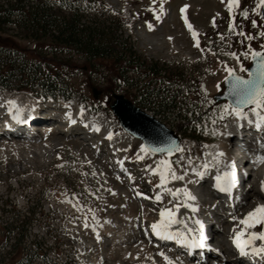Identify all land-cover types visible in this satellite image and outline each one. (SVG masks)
<instances>
[{
  "label": "rangeland",
  "instance_id": "rangeland-1",
  "mask_svg": "<svg viewBox=\"0 0 264 264\" xmlns=\"http://www.w3.org/2000/svg\"><path fill=\"white\" fill-rule=\"evenodd\" d=\"M78 1L82 5L91 2L88 13L90 19H107L113 22L109 17H116L120 21L118 33L130 37L141 55L160 63L167 62L174 71L183 69L186 77L190 79L186 88H171L166 92L177 96L182 92L178 101L187 99L186 105L190 111L199 113L202 123L197 126V141L187 137L176 120L146 109L181 137L182 151L171 155L149 153L143 160L146 165L138 176L142 177L143 183L140 186L145 187L147 193H157L160 189L159 175L149 171V166L154 167L161 159H166L172 162L177 175H184L181 188L186 187L194 193L193 191L202 189L205 185L201 202L196 201L199 215L202 217V212L213 217L224 214L217 230V241L220 243L231 229L230 223L224 221L225 215L231 209L230 205L223 204L220 198L212 196L206 177L197 176L191 169L207 162L210 154L207 147L215 142L228 144L225 151L231 159L227 139L231 136L228 135L230 132L227 126L234 121V117L226 116L223 120L218 118L220 107L230 102L215 101L214 95L224 90V79L228 76L225 66L234 69L238 74L248 76L247 71H240V66L247 69L251 63L252 51L264 52V37L259 35L264 32V18L260 15L261 8L253 11L258 0H240L239 7L234 8L231 15L227 0H163V12L160 11L159 0L156 3L152 0ZM185 5L188 7L181 13V8ZM152 9L156 11L153 12ZM243 9L248 10V18L240 15ZM157 14L160 16L159 20L156 19ZM185 18L198 34L199 48L185 24ZM252 20L257 21L255 27ZM230 23L234 25L231 32ZM149 24L152 25L151 28ZM241 32L244 35H240ZM221 36L224 38L221 39ZM248 36L252 39H248ZM50 44L48 39L34 40L10 27L0 30V46L18 47L31 54L40 69L50 73L52 82L57 86L55 93H58L50 97L39 88L28 89L29 91L0 88V100L16 92L28 94L34 103V107L30 106L29 109L37 112L36 120L40 121L46 114L51 116H46L47 119L52 118L53 111L57 117L65 109L71 112L72 117L78 105L84 106L102 125L109 120L113 121L119 126L115 128L116 140L122 144L123 139L129 138L133 143L126 155L129 171L136 172L141 167L140 160L136 159V150L141 142L127 136L110 104L113 93H124L134 100L133 94L138 89L135 87L132 93L126 90L119 79H116L115 68L108 61H101L104 65L99 67L98 72L97 69H92L91 72L86 61L78 54L71 56ZM233 52L236 57L228 55ZM142 73L144 72L130 73L135 84L137 79L143 77ZM20 81L12 79L10 83L19 84ZM93 88L97 91L96 96ZM209 100L212 103H208ZM3 106L0 102V107L4 109ZM213 119L216 120L215 124L212 123ZM78 125L83 126L80 123ZM41 126L44 127L34 129L57 128ZM60 130L54 131L53 140L56 143L62 142L55 148V152L60 146L61 150L51 158L47 156L43 160L34 155L36 149L33 146L41 144L45 138L33 141L34 139L27 137L32 133L39 135L40 131L31 132L27 129L19 135L0 137V264H166L161 252L167 254L175 264H236L235 254L231 250H225L217 257L200 262L198 256L186 260L182 250L177 251L168 244L155 245L153 239L147 241L148 237L144 235L141 236L142 239L135 240L133 234L151 231L150 224L157 219L158 207H172V197L163 192V204L152 200L145 201L143 193L139 197L133 195L128 198L125 193L127 195L128 192H136L135 184L125 181L124 184L115 183L117 177L124 176L113 168L116 160L107 154L108 143L102 141L98 135L88 134L92 138L87 141L92 144L99 143V149L94 150L89 142L85 141L86 145L83 146L78 137L66 136ZM21 134H26V138ZM224 134L226 138H223ZM29 140L30 142H25ZM15 141L22 144L17 145L13 143ZM258 152L264 153V149L258 146L255 153ZM189 159L191 163L188 162ZM262 170L260 164L252 169L248 188L242 196L243 199H249L239 209V214L252 206L255 197H250L247 193L252 185L260 186ZM175 184L171 183L169 187ZM125 197L126 200L123 199ZM142 217L148 221H145L144 228L141 224ZM85 224L88 226L85 227ZM259 227L260 225L257 229H261ZM98 228L102 230L99 231ZM130 238L133 240L130 241ZM211 249L210 254L215 256ZM260 261L264 264V258Z\"/></svg>",
  "mask_w": 264,
  "mask_h": 264
},
{
  "label": "trees",
  "instance_id": "trees-1",
  "mask_svg": "<svg viewBox=\"0 0 264 264\" xmlns=\"http://www.w3.org/2000/svg\"><path fill=\"white\" fill-rule=\"evenodd\" d=\"M90 4L82 5L78 0H0V30L10 27L34 40L48 39L59 51L71 56L78 54L91 72H98L104 65L101 61H108L126 90L132 93L135 87L138 89L133 94L137 104L176 120L186 134L196 138L197 126L202 121L198 113L190 111L187 99L178 101L182 92L178 96L166 92L186 88L190 79L185 71H174L167 62L141 55L130 37L118 33L120 21L116 17H109L113 22L90 19ZM135 71L144 72L136 84L130 75ZM49 74L40 69L27 51L0 46V88H39L47 96H55L57 86ZM12 79L21 81L10 83Z\"/></svg>",
  "mask_w": 264,
  "mask_h": 264
},
{
  "label": "snow or ice",
  "instance_id": "snow-or-ice-1",
  "mask_svg": "<svg viewBox=\"0 0 264 264\" xmlns=\"http://www.w3.org/2000/svg\"><path fill=\"white\" fill-rule=\"evenodd\" d=\"M153 3H156L157 0H152ZM160 2V11L163 12V0ZM240 0H227L228 11L231 15L233 9L239 7ZM188 6L185 5L184 8H181V13L184 12L185 8ZM257 8L264 9V0H258L256 8L253 9L255 12ZM155 12V9H152ZM244 18H248L249 12L247 9H243L240 13ZM156 19L159 20V14L156 15ZM253 27L257 25L256 20L251 21ZM185 24L188 27L189 31L192 34L194 41L196 42V47L199 48V40L197 39V32L193 30L192 25L185 18ZM213 26H215V21L213 20ZM152 25L149 24V28ZM234 30V25L229 24V31ZM244 35L243 32L239 33ZM260 36L264 37V32L259 33ZM224 37L221 36V39ZM252 39L251 36L247 37ZM264 47V46H262ZM232 57H236V53H228ZM247 56V53H245ZM251 57L253 61L256 62V67L252 71H248L240 66L241 72H248V78H244L241 75H237L235 70L225 66V70L228 73L226 79L229 83V95L234 97L233 102L222 105L219 109V119L223 120L226 116L234 117L235 121L238 122H247L248 125H253L257 130L264 131V54L260 51H252ZM212 103V101H207ZM9 105L8 111L12 113V118L17 120L20 123H23L21 114L23 109L20 108L15 100L7 101ZM248 107V111H245L244 108ZM81 114L84 112V108L80 109ZM251 113V115H250ZM69 119H71V113L66 114ZM72 123H75V120H71ZM212 123L215 124L216 120L213 119ZM87 127V125H85ZM242 126V124H240ZM95 131H99V127L93 125ZM213 135H215V129L213 130ZM113 137L112 132H108V139L111 140ZM261 148L264 149V143H262ZM177 151H182L179 147H176ZM167 152L169 155L172 154V148L168 147H155L140 145V153H151L155 155L156 153ZM205 155H208L205 153ZM224 156L223 152H218L215 157H213V164L205 162L201 169L192 168L191 171L197 176H203L205 174L204 170L209 169L211 166H216L219 168L220 161L217 157ZM137 160L143 159V155L138 154L136 156ZM256 161L264 164V155H259L256 157ZM191 163V159L188 161ZM222 171L218 170L217 174L214 177L213 187L222 193H231L233 188L238 184L237 170L232 162H228L223 165ZM149 171L153 173H158L159 175V185L161 191L166 192L173 197H183L184 207L189 208L191 212L195 213L198 211V206L194 203L197 200V197L193 195L186 187L171 189L164 187L169 180H183L184 175H177L175 169L173 168L172 162L166 159H161L155 168L149 166ZM94 174V173H93ZM261 191H264V181H261ZM142 195L141 193H138ZM155 200L160 201L162 196L157 193L155 195ZM76 207V205H73ZM180 204L174 205L173 208H162L160 210V219L151 224L152 233L161 240L165 241H174L177 245H180L183 248L191 251L192 249H203L208 247L206 241L207 236L204 233V225L201 220L195 219L193 223L196 225L195 228L189 227L185 221L177 218L176 210L180 208ZM79 210V209H78ZM91 211V210H90ZM231 219L233 221H238V224L242 227H234L232 229L233 235L231 237L232 244L235 246L240 256H260L264 258V204H257L251 211L247 212L243 218H240L236 215H232ZM173 225H182V228H173ZM257 225L261 226L259 231L253 230ZM88 225L85 224V227ZM257 241L260 243L257 244ZM163 259L166 261V264H175L171 258L165 255L163 252L160 253Z\"/></svg>",
  "mask_w": 264,
  "mask_h": 264
},
{
  "label": "bare ground",
  "instance_id": "bare-ground-1",
  "mask_svg": "<svg viewBox=\"0 0 264 264\" xmlns=\"http://www.w3.org/2000/svg\"><path fill=\"white\" fill-rule=\"evenodd\" d=\"M30 96H28V94H26V93H23V92H16L15 94H9V95H7V96H4V98H2L3 100H0V102L1 103H3V105L5 106V108L3 109L4 111H5V113H7V115L10 117V119H8L7 121V123H10L11 125H12V127H13V129H12V131H10V132H7V133H5L4 131H2L1 132V134L0 135H2L3 137H5V136H7V135H9V134H14V135H19L20 133H23L25 130H27L28 128H27V126H28V124H26V123H28L27 121L28 120H33V121H40V120H36V118H37V112H33V111H31V109H29V108H31L30 106H32L34 103L30 100V98H29ZM9 100H15L16 101V103H17V105L20 107V108H22V109H26L25 111H23L22 112V114H21V118L23 119V123H20V122H18L17 120H14L13 118H12V113H10L9 111H8V108H9V105L7 104V101H9ZM3 106V107H4ZM32 107H34V106H32ZM81 107H83L84 108V112L81 114V112H80V109H81ZM246 108H248V107H245L244 108V110L245 111H248V110H246ZM53 114V112L51 113V115ZM49 114H46L44 117V119H47L46 118V116L47 117H51V116H48ZM250 115H251V113H250ZM48 119H51V118H48ZM71 119H73V120H75L76 122L75 123H77V126H78V124L80 123L81 125H83L82 127H85V131L86 132H88L89 133V135L90 134H93V135H98V137H100V139L102 140V141H106L107 143H108V146H109V149H111L110 151V153L111 154H109V156H111V157H113L114 158V160H116V161H114V160H112V161H114L115 162V166L113 167L116 171H120V172H122V175L124 176V178L122 177H117L116 178V180H115V183H120V184H124L125 182L126 183H128V184H130V183H133V184H135V189H136V192H134V193H131V192H128L127 193V195H126V193H125V196H128V198L129 197H131L132 198V196L134 195H136V196H138L139 197V194L138 193H144V192H146L147 191V189L145 188V187H141L140 185H141V183H143L142 182V177L140 176H138V175H141V170L144 168V166L146 165L145 164V161H143L148 155H149V153H140V145H142L143 143H142V141L140 140V144H139V146L137 147V150H136V153H137V155L138 154H140V155H143V159H140V165H141V167H138L137 168V170H136V172H130L128 169H126L128 172H129V174H125V172H124V169L125 168H127V166H126V162H127V160H128V158H127V155H126V153H127V151H129L131 148H132V142H131V140L129 139V138H126L127 136H131V137H133L134 139H137V138H135L134 136H132L130 133H128V132H126L127 133V136H125V138L126 139H123L122 140V144H121V142H118L116 139H117V136L115 135V128L117 129V127H119V126H117L115 123H113V121H107L106 123H104L103 125L102 124H100L99 123V120H98V118L97 117H95V116H93V115H91L86 109H85V107L84 106H81V105H78L77 106V110H76V112H75V114L71 117ZM4 121V120H3ZM234 123V125L232 126L231 124H233ZM247 122H239V124H238V122H236L235 121V119H234V121L232 122V123H230L228 126H227V130L230 132L228 135H230L231 137L230 138H233L234 136H233V134H232V131L233 130H235V128H237V127H244L245 126V124H246ZM240 124H242V126H240ZM85 125H87V127L85 126ZM93 125H96V126H98L99 127V131H95V129H94V127H93ZM120 125V124H119ZM47 126H52V125H47ZM246 126H248V125H246ZM245 126V127H246ZM40 127H44V126H41L40 125ZM54 127H56V126H54ZM67 127H68V125H64L63 126V128H62V130H60V132L62 133V134H64V135H66V132L67 131H65V129H67ZM81 127V126H80ZM233 129V130H232ZM36 130H38V132H39V135H38V133H32V134H30V135H28L27 137H28V139H34L33 141H37L38 139H42V138H45V140L41 143V144H35L34 146H33V149H36L33 153H34V155L37 157V158H39L40 160H43V159H45L47 156H50V157H47V158H51V156L53 155V154H55V153H57L59 150H61V146H60V148H59V150L58 151H56L55 152V148H57L59 145H61V143L62 142H59L58 141V143H56L54 140H53V133H54V129L53 128H50V129H46V130H42V129H36ZM70 130H72V131H74V128H71ZM227 131V132H228ZM82 132V131H81ZM81 132H79L78 131V133H81ZM108 132H112L113 133V137H112V139L111 140H109L108 139ZM70 134V133H69ZM225 135L226 134H224V136H223V138H226L225 137ZM66 136H69V135H66ZM51 138V139H50ZM128 139V140H127ZM30 140L29 141H25V142H30ZM139 140V139H138ZM78 141V140H77ZM98 141H99V139H98ZM13 143H15V144H17V145H21L22 143H19L18 141H15V142H13ZM80 143H82L83 145H86V142L84 141V142H80ZM244 143H246V141L244 140ZM81 144V145H82ZM227 143H223V142H215V143H213V144H211V145H209L208 147H207V151L208 152H210V154H209V157L207 158V162L211 165V164H213V157H215L216 156V154L218 153V152H223L224 153V156H222V157H217V159L220 161V165H219V168L218 167H216V166H211L209 169H207V170H204V171H206L207 173H210V180H212V182L213 183H215V181H214V177H215V175L217 174V171L218 170H220V171H222V170H224L223 169V165L224 164H226V163H228V162H232L231 161V159L228 157V153H227V151H225V149H226V147H227ZM32 146V145H31ZM49 146V147H48ZM45 147H47V149L45 148ZM258 147V146H257ZM44 148V149H43ZM92 148H94V150L95 149H97V148H99V143L97 142L96 144H95V146L93 147L92 146ZM108 149V150H109ZM88 152H90V151H88ZM176 152H179V151H176ZM259 155H264V153H261V152H258V153H255L254 154V157L252 158V160H251V165H252V169L254 170L256 167H257V165L258 164H260L261 165V167H262V173H261V175H260V177H261V181H264V164H261V163H259V162H257L256 161V157L257 156H259ZM123 158H124V160H126L125 161V163L123 162ZM204 163H201L200 165H199V167L197 168L198 170L199 169H201V166L203 165ZM157 165H154V167L153 168H155ZM194 168V167H193ZM207 173L206 174H204L202 177H207L206 175H207ZM155 174H158V173H155ZM137 176H138V179H137ZM201 177V176H200ZM124 179H126V180H124ZM125 181V182H124ZM181 181V182H180ZM180 181H177V180H169L168 181V183L164 186V187H167V188H171V189H173V190H175V189H178V188H181V183H182V180H180ZM261 181H260V186L259 187H257V186H255V185H252L251 187H250V191L247 193V194H249V196L251 197H255V200H254V202H253V204H252V206L251 207H247V209H245V210H242L241 212H240V214L238 213V211H240L239 209L241 208V207H243L246 203H247V201H248V199H243L241 202H237V203H235V205H233V207L231 208V210H229L228 212H227V214L225 215V217H224V221L227 223V221L230 223V230H229V234H228V236H226L225 238H227L229 241H230V245L231 246H229V247H231L232 248V246H234L233 244H232V240H231V237H232V235H233V232H232V229L234 228V227H242V226H240L239 224H238V221H233L232 219H231V217H232V215H236V216H238V217H240V218H243V216L247 213V212H249V211H251L257 204H264V191H261ZM171 183H176L175 184V186H173V187H169V185L171 184ZM248 184H249V180H248ZM247 184V185H248ZM171 186V185H170ZM183 187V186H182ZM236 187L237 186H235L234 187V190L236 189ZM246 192V191H245ZM245 192H244V194H245ZM157 193H159L161 196H162V199L160 200V201H156L155 200V195L157 194ZM157 193H153V191H152V193H148V195H150V196H148V195H145V197H144V200H146L147 198H149V200H152V201H155V202H159V204H163V198H164V194H163V191H161V188L159 189V191L157 192ZM170 195V194H169ZM171 197H172V201H173V203H172V207L171 208H173L174 207V205H176V204H180L181 206H180V208L178 209V210H176V215H177V218L178 219H180V220H183V221H185V223H187L188 224V226L189 227H193V228H195L196 227V225L193 223V221L195 220V219H199V220H201V216L199 215V209H198V211L197 212H195V213H193V212H191V210L189 209V208H186V207H184L183 205H184V201H183V197L182 196H179V197H173L172 195H170ZM248 196V197H249ZM126 198L127 197H125V198H123V199H125L126 200ZM134 198V197H133ZM165 199V198H164ZM169 202V201H168ZM194 203H196V205H197V202L195 201ZM131 205V204H130ZM143 204L141 203L140 204V206H142ZM166 205V204H165ZM171 206V205H170ZM131 207V206H130ZM162 207L163 206H161V207H158V212H157V214H158V216H157V219H155L154 221H152L151 223H154V222H156L157 220H159L160 219V210L162 209ZM165 207V206H164ZM212 209H213V207H211ZM129 209V208H128ZM143 217H146V215L145 214H143ZM142 217V220H141V224H143L142 225V227L144 226V224H145V221H147L146 220V218H143ZM132 220H133V218H132ZM148 222V221H147ZM150 222V221H149ZM259 225H257L256 226V228L255 229H253V230H256V231H259L260 229H257V227H258ZM183 226L182 225H173V228H182ZM261 227V226H260ZM259 227V228H260ZM141 229V228H140ZM219 232H217L215 235L217 236V234H218ZM100 234L101 233H99V235H98V237H100ZM134 235V236H133ZM132 235V237L135 239V240H137V239H142L141 238V236L142 235H144L145 237H148V240L147 241H149V240H154V243L155 244H157L158 243V241H157V238L158 237H156L153 233H152V231H145V232H138V234H133ZM133 238H130V241L131 240H133ZM144 239V238H143ZM121 241V240H120ZM165 242H174V241H165V240H162V245H165ZM141 243V242H140ZM260 242L259 241H257V244H259ZM169 246V245H168ZM179 247H181L180 245H178ZM229 247H226V249L227 250H229L230 251V249H229ZM226 250V251H227ZM234 250H235V253H236V255H235V259H236V264H243V261L244 262H247V261H250V262H252L253 264H263L262 262L263 261H260L259 260V258L258 257H256V256H252V255H248V256H240L239 255V253H238V251L236 250V248H235V246H234ZM207 251L210 253L211 251H210V249H207ZM202 252L203 251H200V250H197V251H195V253H198V254H202ZM215 252V251H214ZM217 252V251H216ZM212 253H213V249H212ZM165 255H167V254H165ZM258 261H260V262H258ZM249 263V262H248Z\"/></svg>",
  "mask_w": 264,
  "mask_h": 264
},
{
  "label": "water",
  "instance_id": "water-1",
  "mask_svg": "<svg viewBox=\"0 0 264 264\" xmlns=\"http://www.w3.org/2000/svg\"><path fill=\"white\" fill-rule=\"evenodd\" d=\"M261 16L264 17V9L261 10ZM261 53L264 54L263 52ZM255 67L256 62L252 59L248 70L252 71ZM224 85L225 90L215 95L216 101L228 100L229 102H233L234 97L229 95V83L227 79H225ZM94 95L96 96L95 89ZM113 97L114 101L111 103V109L118 117L120 124L133 136L140 138L144 145L168 147L172 148V152L176 150V147H180V137L163 121L136 105L122 93H114ZM156 154L161 153L158 152Z\"/></svg>",
  "mask_w": 264,
  "mask_h": 264
}]
</instances>
